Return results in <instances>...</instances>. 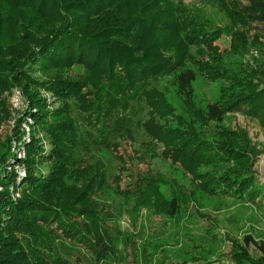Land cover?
<instances>
[{
    "label": "trees",
    "instance_id": "1",
    "mask_svg": "<svg viewBox=\"0 0 264 264\" xmlns=\"http://www.w3.org/2000/svg\"><path fill=\"white\" fill-rule=\"evenodd\" d=\"M220 8L228 17L223 25L204 8L174 0H0V116L9 115L3 91L19 88L26 106L13 134L19 136L30 117L50 145L43 153L33 137L25 147L26 176L10 171L0 177L3 187L22 191L17 201L0 191V264H121L122 209L136 216L145 208L180 229L183 213L192 214L188 206L196 190L264 206V187L251 170L216 167L246 158L227 139L233 131L220 125L227 112L257 118L264 127V85L228 71L230 55L263 45L260 35L248 37V31L251 22L264 23V0H223ZM222 31L230 42L219 51L213 42ZM188 62L220 81L218 98L206 104L204 116ZM75 65L82 72L73 75ZM167 77L172 79L162 83ZM169 83L179 107L168 99ZM40 90L58 104L47 108ZM123 142H137L134 155L143 162L158 158L178 166L193 187L156 168L129 167L119 153ZM10 144L8 134L0 139V166ZM40 163H47L45 173L35 169ZM128 242L136 247L132 235L124 236ZM248 247H231L232 264H264V244L255 257ZM203 250L208 261L212 251ZM170 256L156 263L154 251L142 247L132 263L176 264Z\"/></svg>",
    "mask_w": 264,
    "mask_h": 264
},
{
    "label": "rangeland",
    "instance_id": "2",
    "mask_svg": "<svg viewBox=\"0 0 264 264\" xmlns=\"http://www.w3.org/2000/svg\"><path fill=\"white\" fill-rule=\"evenodd\" d=\"M174 1H182L188 7L204 8L208 17L220 25L228 22L226 13L220 8V2L223 0ZM239 1L242 4H247V0ZM251 27L252 29L248 31V37H251L253 33L260 35L263 45L261 47L249 46V49L242 56L237 54L230 55L228 58L231 59V62L228 71L239 77L246 75L247 80L264 85V23L254 21L251 22ZM229 42V34L222 31L219 38L213 43L219 48V51H223L229 48ZM190 49L192 53L194 47L191 46ZM199 58L207 59L206 56H199ZM236 61H241L243 66L238 65ZM187 65L192 67L196 73L195 80L192 83L194 100L202 109L204 116L206 104L218 98L220 81L208 79L191 62H188ZM81 72V66L75 65L72 67L71 73L73 75ZM170 79L172 77H167L166 80H162V83ZM168 86L171 89L168 93V99L176 107H179L180 101L174 93L175 86L173 83H169ZM14 88L15 86H12L2 93V98L6 102L9 115L5 118L0 116V139L3 140L6 134L10 135L11 146L6 162L0 166V177L5 174L7 175L10 171L18 176L20 174L21 177L26 176L27 169L24 162L26 158L25 147L26 144L31 142L33 137L44 148L43 153H46L50 148L44 133L32 127L33 122L30 117L26 116V121L21 123L19 136L13 134V125L16 117L23 112L26 106V100L21 90V106L17 108L12 106L11 99ZM40 96L45 99L47 108L49 109L58 104V101L49 92L40 90ZM207 122L211 128L215 124L210 119H207ZM220 125L233 131L234 137L227 139L229 142L238 145L246 153L243 154L246 155V158L240 160L237 164H218L216 166L218 171L251 170L256 182L264 187V127L261 122L257 118L244 115L241 112H227ZM135 148H140L137 142L133 145L130 142H123L119 149V153L123 156L129 167L138 171L156 168L168 174L176 182L183 184L187 189L193 187L194 181L190 179V175L184 173L178 166L174 167L168 161L158 158L152 160V163L143 162L134 155ZM160 149L158 148L159 151ZM3 150L4 148L0 145V153ZM129 156L132 158L131 160ZM35 167L36 170L45 173L47 163H40ZM126 181L127 176H123L120 185L124 187ZM4 189L9 192L10 198L13 201H17L22 196L21 188L19 189L14 185L3 187L0 184V191ZM164 189H166V186L162 185L161 190L164 191ZM114 200L116 204L121 202L119 197H115ZM193 200L194 203L188 206V210L190 209L192 214L189 218L186 212L183 213L182 223L184 226L180 229L174 227L173 223L166 217L152 214L151 211L145 208H142L136 216L122 209L117 219L120 229L124 232L118 244L121 248V264H135L136 261L133 258V254H137L142 247H145L149 253H153L154 251L156 263L162 259L165 253H169L171 254L170 259L172 263L176 264H232L230 249L235 243L246 249L249 246L248 249L253 257L259 254L256 247L260 243L264 244L263 205L261 208H258L255 202L240 200L230 196H210L201 193L199 190H196L194 193ZM129 208L130 205L128 204L127 209L129 210ZM213 227L216 228L213 229ZM127 234L132 235V241L136 247H133L129 242L123 243V238ZM212 234L215 238L210 237ZM176 241H179L180 244H176ZM195 244H198V246L195 247ZM161 246L163 248L159 249ZM203 248L212 251L208 261L202 259L204 255ZM164 264L169 263L165 261Z\"/></svg>",
    "mask_w": 264,
    "mask_h": 264
},
{
    "label": "built area",
    "instance_id": "3",
    "mask_svg": "<svg viewBox=\"0 0 264 264\" xmlns=\"http://www.w3.org/2000/svg\"><path fill=\"white\" fill-rule=\"evenodd\" d=\"M21 91L19 88L15 87L12 91V99H11V103H12V106L17 108L19 106H21ZM29 119V118H28ZM15 194V193H13Z\"/></svg>",
    "mask_w": 264,
    "mask_h": 264
}]
</instances>
